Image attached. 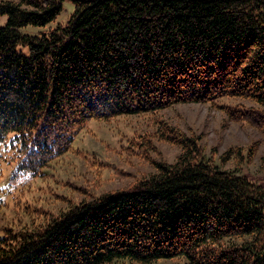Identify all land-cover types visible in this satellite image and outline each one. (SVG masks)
<instances>
[{"label":"trees","instance_id":"trees-1","mask_svg":"<svg viewBox=\"0 0 264 264\" xmlns=\"http://www.w3.org/2000/svg\"><path fill=\"white\" fill-rule=\"evenodd\" d=\"M73 1L66 24L31 35L20 29L51 22L63 0H0V142L9 131L24 139L13 180L38 176L92 119L235 97L253 105L226 107L230 118L264 129V0ZM156 134L181 145L175 162L99 195L81 188L1 239L0 264H264V186L207 162L195 137Z\"/></svg>","mask_w":264,"mask_h":264},{"label":"rangeland","instance_id":"rangeland-1","mask_svg":"<svg viewBox=\"0 0 264 264\" xmlns=\"http://www.w3.org/2000/svg\"><path fill=\"white\" fill-rule=\"evenodd\" d=\"M74 9L73 0H63L62 10L51 22L20 30L31 35L49 33L66 24ZM8 18V14L0 15V27ZM17 50L29 54L26 44L19 43ZM238 104L250 106L253 101L223 97L216 102H179L158 111L92 119L80 129L72 126L74 140L69 151L51 161L38 176L28 173L17 180H13L14 171L24 154V139L21 133L9 131L0 142V240L14 241L25 230L44 223L49 214L66 209L73 195H81V188L99 195L154 173V162H175L182 148L157 136V129L164 125L195 137L207 162L264 186V129L231 119L226 107L233 109ZM169 136L178 139L179 134ZM142 137H149L150 144ZM231 148L241 150L243 156L235 153L225 158ZM250 149L254 153L247 159ZM107 264L141 263L118 259ZM149 264L190 263L178 257Z\"/></svg>","mask_w":264,"mask_h":264}]
</instances>
